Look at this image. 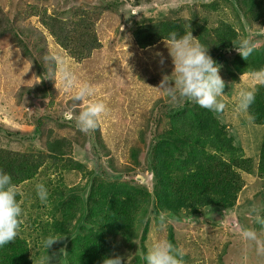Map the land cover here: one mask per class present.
Returning a JSON list of instances; mask_svg holds the SVG:
<instances>
[{
	"label": "rangeland",
	"instance_id": "rangeland-1",
	"mask_svg": "<svg viewBox=\"0 0 264 264\" xmlns=\"http://www.w3.org/2000/svg\"><path fill=\"white\" fill-rule=\"evenodd\" d=\"M134 1L128 0L127 4L121 0H0V20L3 24L0 32L9 30L0 37V127L3 129L0 132V148L45 158L32 179L17 185L24 210L19 235L28 242L32 257L36 255L43 236L41 231L50 221L53 207L52 199L42 202L37 196L35 186L38 183L46 185L49 196L53 194L58 199L63 198L67 204L72 198L84 196L87 199L89 192L100 182L104 185H101V194H105L115 180L105 181L96 172L100 160L105 173H134L133 178L117 179L119 185L142 184L151 191L155 184L153 173L146 167L148 138L144 136L141 139L142 124L147 118L152 120L154 102L158 99H164L174 108L188 104L187 98L177 94L173 99L158 88L166 75L168 79L175 75L173 71L165 74L161 71V68L174 67L172 57H168V46L159 43L142 50L135 45L130 30L142 17L161 19L163 15L176 17L178 14V17L186 18L188 6L202 10V3L210 4L216 0H152L151 3L140 1L136 5ZM32 5L46 8L49 13L71 7L86 10L95 7L100 12L96 30L101 47L93 52L91 58L76 62L41 26L38 17H27L26 12ZM223 7L229 10L228 21L244 32L236 15L232 14L234 9ZM218 20L217 16L214 17L213 24H218ZM255 32L259 33L255 30L252 36ZM19 41L29 47L30 55L24 46L19 45ZM35 47L39 49L35 51ZM50 52L59 55L63 61L61 65H50L57 74V81L46 78L49 72L44 56ZM157 53H161L162 57ZM220 65V71H227V66ZM64 69L75 75L77 86L88 83L96 88L92 101L107 105L108 111L102 117L100 128L83 133L75 126V118L83 105L79 104L82 101L72 100L75 88L67 91L59 89H63ZM260 79L264 80V72L242 75L239 90L232 92L231 98L223 94L225 107L214 112L215 117L223 124L229 110L237 108L238 93L254 86ZM191 105L199 108L194 102ZM66 114H70L72 119L66 118ZM164 114V111L158 113L160 118ZM63 115L65 119L61 118ZM231 119L232 122L230 119L226 121L227 133L229 136L231 131L235 135L237 147L254 150L260 146L264 126L247 118ZM37 125L40 136L36 134ZM31 136L37 139L30 142ZM184 155L187 157L186 153ZM258 161V158L254 161L255 169ZM242 177L244 187L232 209L222 211L217 206H207L198 216L183 213L178 218L164 213L167 224L162 227L159 216L157 220H151L144 246L138 243L136 248L122 245L118 249L122 264H134L135 254L142 258L143 249L148 251L157 240L170 241V227L175 235V240L171 242L185 252L181 264H264V255L257 254V244L245 241L241 235L245 229H255L259 244L264 246V225L257 222L258 216L264 218V188L255 189L264 180L257 173L242 172ZM73 222L76 223V220ZM176 228L179 229L177 233ZM143 229L140 228L141 231ZM37 261L36 256L35 263Z\"/></svg>",
	"mask_w": 264,
	"mask_h": 264
},
{
	"label": "trees",
	"instance_id": "trees-1",
	"mask_svg": "<svg viewBox=\"0 0 264 264\" xmlns=\"http://www.w3.org/2000/svg\"><path fill=\"white\" fill-rule=\"evenodd\" d=\"M140 1L151 3L152 0H135L134 5ZM121 2L128 4V0ZM223 6L234 9L232 14L236 15L244 32L228 21L229 10H224ZM188 9L185 10L188 11L186 18L162 13H158L163 15L161 19L142 17L130 30L135 45L142 50L159 43L166 45L165 39L171 43L168 39L170 33L183 36L192 31L199 42L210 47L211 56L228 67L227 71H220V75L225 81L224 95L231 98V93L238 91L242 85L239 81L242 75L264 72V0H216L210 4L202 3V10L189 6ZM26 15L28 18L38 17L41 26L76 62L91 58L93 52L101 47L96 30L100 12L95 7L87 10L71 7L49 13L46 8L32 5ZM216 16L218 24H213ZM0 27H3L1 20ZM254 29L259 33L255 32L252 36ZM8 32H0V37ZM244 39L259 45L255 46L247 60L234 53L235 46ZM19 45L31 54L26 44L19 41ZM37 49L39 47H35V51ZM168 57L171 58L170 55ZM173 70L172 65L161 68L162 74ZM247 90L254 93V102L246 111L238 107L229 110L223 124L213 111L193 107V102L187 101L185 106L174 108L164 99H158L152 111L156 116L153 115L152 120L145 119L140 130L141 139L144 136L148 138L145 160L147 170L153 173L155 185L152 192L142 184L119 185L117 179L133 178L134 173H105L99 160L96 172L105 181L115 180L108 192L101 194V185H104L100 182L89 192L87 199L84 196L72 198L70 204L52 194L49 196L53 204L50 221L41 231L40 235L43 236L36 255L32 258L29 256L28 242L19 235L14 242L0 248V264H104L108 257H121L118 249L122 245L129 249L136 248L138 243L144 246L148 225L161 214H179V210L194 214L207 206L232 208L237 194L244 187L242 172L257 173L264 180V135L260 146L254 150H244L235 145V135L230 131L228 136L226 128V121L230 119L232 122L231 118H247L254 124L264 126V80L260 79ZM160 111L165 113L161 118L158 115ZM61 118L65 119L64 115ZM1 131L3 129L0 127ZM12 134L17 136L16 133ZM36 134L40 136L38 125ZM35 139L36 136H31L30 142ZM136 156L138 158V153ZM257 158L258 167L255 169L254 161ZM44 159L31 153L22 154L0 148V169L10 173L16 185L32 179ZM262 185L257 184L255 189H263L260 187ZM82 192L85 193L86 188ZM141 227L144 232L140 230ZM53 234L65 238L48 250L43 246V240ZM169 240H175L172 227ZM143 251L142 258L135 254L132 260L134 264H146L147 249ZM36 256L38 261L35 263Z\"/></svg>",
	"mask_w": 264,
	"mask_h": 264
},
{
	"label": "clouds",
	"instance_id": "clouds-1",
	"mask_svg": "<svg viewBox=\"0 0 264 264\" xmlns=\"http://www.w3.org/2000/svg\"><path fill=\"white\" fill-rule=\"evenodd\" d=\"M168 39L171 40V44L166 39L165 42L174 64L172 74L175 75L172 79H168V75H166L158 88L163 89L173 99L179 94V97L187 98L188 101L194 102L200 108L208 111L219 112L223 110L225 105L222 102V97L225 81L220 75L222 66L211 56L210 47L199 42L193 36L192 31L183 36H178L177 33L173 32L169 34ZM235 49L234 51H237L247 60L254 52L255 44L249 39H244L240 41L238 46H235ZM157 55L162 57L161 53H157ZM44 60L49 72L46 78H54L57 81V74L50 65H61L63 64L62 59L56 53L50 52L44 56ZM62 80L63 89L58 88L61 91L75 88L72 100L74 102L82 101L79 104L83 107L75 118V126L83 133L100 128L102 117L107 113L108 107L104 102L91 100V97L96 94V88L88 83L77 86L75 75L67 69L63 70ZM254 99L255 96L252 91L241 90L238 93L237 107L246 111L254 102ZM66 118L72 119L70 114H66ZM35 187L39 199L46 202L49 198L46 185L38 183ZM20 196L21 192L14 183L12 175L0 169V248L14 242L20 234L24 217V210L18 199ZM203 210L204 207L194 214L188 210H179V214L173 212L169 214L174 218H178L183 213L198 216ZM158 219L162 227L168 222L164 214H161ZM257 222L264 225V218L258 216ZM178 230L176 228V233ZM241 235L245 241L257 244V254L264 255V246L259 244L258 233L255 229H245ZM64 238L65 236L61 235H49L43 240V246L49 250ZM27 248L29 256H31L30 246L28 245ZM184 255L185 252L182 248L177 247L171 241L160 239L155 241L148 249L145 260L146 264H181ZM104 264H122V257H108L105 259Z\"/></svg>",
	"mask_w": 264,
	"mask_h": 264
},
{
	"label": "water",
	"instance_id": "water-1",
	"mask_svg": "<svg viewBox=\"0 0 264 264\" xmlns=\"http://www.w3.org/2000/svg\"><path fill=\"white\" fill-rule=\"evenodd\" d=\"M237 51H234V53H236Z\"/></svg>",
	"mask_w": 264,
	"mask_h": 264
}]
</instances>
